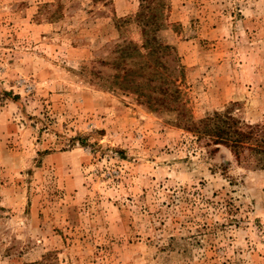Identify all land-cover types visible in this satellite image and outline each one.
I'll list each match as a JSON object with an SVG mask.
<instances>
[{"label":"rangeland","instance_id":"obj_1","mask_svg":"<svg viewBox=\"0 0 264 264\" xmlns=\"http://www.w3.org/2000/svg\"><path fill=\"white\" fill-rule=\"evenodd\" d=\"M150 39L169 108L112 85ZM219 116L264 129V0H0V264H264V165Z\"/></svg>","mask_w":264,"mask_h":264},{"label":"trees","instance_id":"obj_2","mask_svg":"<svg viewBox=\"0 0 264 264\" xmlns=\"http://www.w3.org/2000/svg\"><path fill=\"white\" fill-rule=\"evenodd\" d=\"M142 48L147 49L145 54H141L134 46L120 51L114 66L122 73L114 76L112 85L135 94L142 104L149 108H169L179 96L164 60L169 56V48L155 40L152 43L151 39L147 40ZM133 54L135 59L126 66L125 61L132 58ZM203 124L206 127L204 135L207 133L216 143L231 146L238 157H241L243 150L252 151L259 156L258 163L264 165V129L256 132L252 127L247 132L239 131L232 118L220 116L208 119ZM195 130L199 131L198 128Z\"/></svg>","mask_w":264,"mask_h":264}]
</instances>
